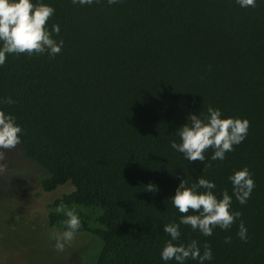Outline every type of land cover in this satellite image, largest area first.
<instances>
[{"label": "trees", "instance_id": "1", "mask_svg": "<svg viewBox=\"0 0 264 264\" xmlns=\"http://www.w3.org/2000/svg\"><path fill=\"white\" fill-rule=\"evenodd\" d=\"M32 2L55 8L47 27L60 26L53 35L64 45L55 57L6 56L0 110L22 128L18 148L41 170L40 191L72 188L48 203L47 225L66 230L68 217L56 211L63 204L80 218L77 233L93 239L91 264H175L161 259L170 239L163 227L182 215L171 198L182 179L203 177L218 197L227 190L242 216L208 237L181 225L179 242L197 240L201 254L208 244L213 258L205 264H264V0L255 8L236 0ZM209 106L250 128L224 160L213 161L209 149L205 169L171 142ZM245 166L255 188L241 205L229 177Z\"/></svg>", "mask_w": 264, "mask_h": 264}, {"label": "clouds", "instance_id": "2", "mask_svg": "<svg viewBox=\"0 0 264 264\" xmlns=\"http://www.w3.org/2000/svg\"><path fill=\"white\" fill-rule=\"evenodd\" d=\"M99 3V0H95ZM109 5L118 3L119 0H107ZM73 4L91 5L93 0H72ZM242 8L256 7V0H236ZM55 14V8L42 3H33L32 0H0V66L6 61L7 55L27 54L42 55L47 53L50 57L60 54L64 41L57 40L54 35H59L60 26L47 27L48 21ZM4 103H15L7 98ZM207 115L191 114L188 122L179 128L178 135L181 142H171V147L182 153L189 163H203L205 169L210 164H205V153L213 150L211 159L224 160L226 153L234 151V146L241 144L248 135L250 121L247 119L227 117L224 118L219 108L209 106ZM22 128L16 123V118L0 110V173L7 170L8 151L15 149L21 143ZM232 182L233 195L236 200L245 205L250 199L255 188L253 174L248 167H243L229 177ZM147 191L156 192L154 184L146 185ZM214 182L203 177L198 178L191 185L182 179L171 198V203L181 213L179 223L164 225L163 231L170 236L161 251V259L165 262L175 261V264H185L186 260L198 261L205 264L211 261L213 253L208 244L203 246V253L197 240L180 243V226H190L194 231H199L203 236L213 234L216 227L229 230L242 216L240 211L232 209V196L224 190L220 197L216 195ZM203 189V191H201ZM58 213L63 212L67 217V228L56 235L55 250L63 252L66 245L70 246L76 233L81 227V221L75 208L66 209L61 204L56 208ZM193 213V214H189ZM248 230L243 220H240L237 236L243 242L248 241ZM226 243H231V237L225 238Z\"/></svg>", "mask_w": 264, "mask_h": 264}, {"label": "rangeland", "instance_id": "3", "mask_svg": "<svg viewBox=\"0 0 264 264\" xmlns=\"http://www.w3.org/2000/svg\"><path fill=\"white\" fill-rule=\"evenodd\" d=\"M6 155L8 168L0 173V264H91L95 246L90 235L76 233L71 245L57 252L55 237L65 230L47 225L48 203L71 186L43 193L38 166L18 146Z\"/></svg>", "mask_w": 264, "mask_h": 264}]
</instances>
